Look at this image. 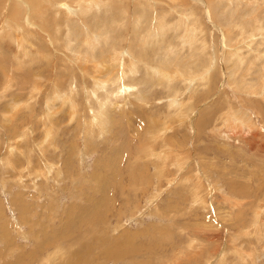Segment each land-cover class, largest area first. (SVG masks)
Returning a JSON list of instances; mask_svg holds the SVG:
<instances>
[{
    "label": "rangeland",
    "instance_id": "rangeland-1",
    "mask_svg": "<svg viewBox=\"0 0 264 264\" xmlns=\"http://www.w3.org/2000/svg\"><path fill=\"white\" fill-rule=\"evenodd\" d=\"M0 264H264V0H0Z\"/></svg>",
    "mask_w": 264,
    "mask_h": 264
},
{
    "label": "bare ground",
    "instance_id": "bare-ground-1",
    "mask_svg": "<svg viewBox=\"0 0 264 264\" xmlns=\"http://www.w3.org/2000/svg\"><path fill=\"white\" fill-rule=\"evenodd\" d=\"M34 1V0H33ZM237 1V0H236ZM37 2V1H36ZM42 3V2H41ZM31 4V3H30ZM93 5H94V3H92ZM38 5V4H37ZM40 5V4H39ZM92 5V6H93ZM89 7V6H88ZM147 7H148V5H147ZM236 11V10H235ZM135 16H134V18H133V21H134V23H133V28H135V29H133V41H134V43H135V45H137V46H141L142 47V42H143V40H144V36L146 37V38H163V36H164V30L166 29H164L163 27L164 26H162L160 23H159V18H157V19H155L153 16V20L152 19H146V21H144V23H146V26H145V29L143 28L142 29V31L138 34V30H137V27L139 26V21L142 19V18H146V14H144V13H138V12H136L135 11ZM233 14H235V13H233ZM228 16V15H227ZM231 17H233L232 15H231ZM191 20H192V18H191ZM185 21V20H184ZM186 22V21H185ZM230 22V21H229ZM95 23V22H94ZM180 23H181V20H180ZM187 23V22H186ZM192 24V26H193V24H195L194 23V20L190 23V25ZM247 24V23H246ZM195 26V25H194ZM196 26H197V24H196ZM179 27H180V25H179ZM182 27H184V30L187 28V26H182ZM152 28H156V30H155V32L154 33H152ZM188 29V28H187ZM167 30H168V28H167ZM189 31V30H188ZM195 31V30H194ZM194 31H192V32H194ZM242 31V30H241ZM110 34V33H109ZM147 35H148V37H147ZM102 38V37H101ZM194 38V37H193ZM155 41V40H154ZM146 42V41H145ZM157 43H158V40H157ZM167 43V44H166ZM154 44V43H153ZM114 45V44H113ZM159 45H161V46H167V45H169V42H164V40L162 41L161 39H160V42L158 43V48L160 47V49H161V46H159ZM156 46V47H157ZM111 47H113V46H111ZM171 45L169 46V47H167V49L166 48H164V49H166V50H162L163 51V53H162V55H160L159 57H161V58H159V59H161L160 60V64H158L159 66V68H155L153 71H155V72H153L154 73V75L156 74L157 76H159L160 77V75H162L163 74V76H164V74H166V72H167V69L169 68H171L170 66H173L174 65V63H170L171 65H168V62L166 61L165 63H164V65L166 66L165 67V69H162L163 67H161V62L162 61H164L165 60V58H167V54L169 53V52H171ZM173 48V47H172ZM112 49V48H111ZM159 49V50H160ZM113 50V49H112ZM151 50H152V48H151ZM108 51V50H107ZM158 50H157V48H156V51L155 52H157ZM166 51V52H165ZM104 53V52H103ZM161 53V52H160ZM71 54V53H70ZM158 54V53H157ZM157 54H156V56H157ZM193 55H194V53H192ZM82 54H81V52H80V55H76V53L74 52V54L73 55H71L72 57L71 58H73L74 60H76V62L79 64V66H80V63L78 62V60H79V58H81L80 56H81ZM148 55V54H147ZM153 55V54H152ZM103 56V55H102ZM140 56H142V54H140V53H138L137 54V57H138V59H140V58H142V57H140ZM108 57V56H107ZM195 57V56H194ZM92 58V57H91ZM164 58V59H163ZM100 60V59H99ZM102 60V59H101ZM171 60V59H170ZM109 61V60H108ZM156 61V60H155ZM84 62H90L89 60H85ZM134 62H136V61H134ZM133 60H132V64L130 65L131 67L128 69V70H130L129 72L130 73H133V70H132V68H133ZM159 62V61H158ZM157 62V63H158ZM83 63V62H82ZM81 63V64H82ZM99 64H100V62H98ZM97 63V65H93V70H94V66H97V67H100V65ZM105 64H106V62H104ZM115 63H116V61H115ZM113 64V63H112ZM135 64V63H134ZM163 64V63H162ZM99 65V66H98ZM102 66H104V65H102ZM148 66H149V64H148ZM150 66H152V65H150ZM177 66H180L182 69L184 68L182 65H180V64H178ZM82 67H83V64H82ZM143 67H144V65H143ZM154 67V66H153ZM186 67V66H185ZM236 67V66H235ZM135 68L137 69V67L135 66ZM145 68V67H144ZM149 68V67H148ZM82 69H85V68H82ZM102 69V68H101ZM100 69V70H101ZM104 69V68H103ZM175 69V68H174ZM173 69V67L171 68V70H174ZM99 70V69H98ZM147 70H149V69H147ZM190 70V69H189ZM82 71V70H81ZM106 71H108V69L106 70ZM124 71V70H123ZM175 71H176V69H175ZM177 71H178V68H177ZM183 71V72H182ZM181 72H182V74H188V70H182ZM125 72V71H124ZM137 72V71H136ZM233 72V71H232ZM97 73H98V71H97ZM114 73V72H113ZM119 73V72H118ZM172 73V72H171ZM108 74H109V72H108ZM120 75H121V71H120V73H119ZM125 74V73H124ZM124 74H123V76H124ZM127 74V73H126ZM125 74V75H126ZM134 74H136V73H134ZM133 74V75H134ZM180 74V73H179ZM112 75V74H111ZM94 76V75H93ZM137 76V75H136ZM166 76V75H165ZM164 76V77H165ZM102 77V76H101ZM93 78H95V76L93 77ZM108 78V77H107ZM121 78V77H120ZM148 78V77H147ZM151 78H152V76H151ZM104 79V78H103ZM102 79V80H103ZM115 78H113V80H114ZM122 79H125V77L123 78L122 77ZM141 79H143V78H141ZM146 79V78H145ZM172 79V78H171ZM171 79L168 77V76H166V80H167V82L168 83H170V81H171ZM96 80V79H95ZM97 80H98V78H97ZM110 80H112V77L110 78ZM117 79H115L114 81H116ZM158 80V79H157ZM98 81H100V80H98ZM124 81V80H123ZM138 81H140V80H138ZM138 81H136V82H138ZM152 81V80H151ZM163 81V80H162ZM242 81V80H241ZM240 81V82H241ZM105 82H107V81H105ZM110 82H112V81H110ZM148 82V81H147ZM146 82V83H147ZM166 82V83H167ZM99 83V82H98ZM103 84V83H102ZM101 84V85H102ZM105 84H107V83H105ZM122 84V83H121ZM124 84H126V83H124ZM130 84V83H129ZM135 84V83H134ZM156 84H159L160 86L162 85V86H164L165 84L163 83V82H161L160 80L158 81V83H153V84H151V85H156ZM243 83L241 82V85H242ZM37 85V84H36ZM61 85V84H60ZM109 85V84H108ZM113 85H115V82H114V84ZM117 85H120V83L118 82L117 83ZM140 85V84H139ZM138 85V86H139ZM145 85V84H144ZM148 85V84H147ZM167 85V84H166ZM170 85V84H169ZM169 85H168V87H169ZM127 86V85H126ZM128 86H131V85H128ZM127 86V87H128ZM35 87V86H34ZM73 87V86H72ZM99 87L100 86H98V88H97V90L99 89ZM106 87H107V85H106ZM112 87V86H111ZM133 87H134V85H133ZM146 87V86H145ZM167 87V86H166ZM102 88V87H101ZM121 88V87H120ZM139 88V87H138ZM147 88V87H146ZM253 87L252 86H250L248 89H252ZM70 89H72L71 87H70ZM85 89H87V88H85ZM106 89V88H105ZM125 89V88H124ZM95 90V89H94ZM118 90H121V89H118ZM118 90H116V92L118 91ZM126 90H128V89H126ZM139 90V89H138ZM38 91V90H37ZM56 91V90H55ZM90 91V90H89ZM99 91H102V89L101 90H99ZM106 91V90H105ZM105 91L103 90V92L105 93ZM125 91V90H124ZM130 91V90H129ZM128 91V92H129ZM92 92H95L96 93V91H92ZM98 92V91H97ZM102 92V93H103ZM114 92V90L112 91V93ZM127 92V93H128ZM57 93V92H56ZM100 93V92H99ZM98 93V94H99ZM125 93H126V91H125ZM138 93V92H137ZM70 95H71V93H69ZM128 94H130V93H128ZM60 95V94H59ZM92 95V94H91ZM97 95V94H96ZM131 95V94H130ZM136 95V94H135ZM57 96V95H56ZM61 96V95H60ZM84 96V95H83ZM110 96H111V94H110ZM110 96H109V99H114V97H119V95H117V93H116V95H113V96H111V97H113V98H110ZM133 96V95H132ZM137 96V95H136ZM87 97H88V95H87ZM98 97V96H97ZM96 97V98H97ZM101 97V96H100ZM99 97V98H100ZM102 97H103V94H102ZM91 100H92V98H91V96L89 97ZM94 98V97H93ZM95 98V99H96ZM137 98V97H136ZM145 98V97H144ZM143 98V99H144ZM193 98V97H192ZM86 99V98H85ZM84 98H83V100H85ZM142 99V98H141ZM61 100V99H60ZM70 100V99H69ZM103 100V99H102ZM108 100V99H107ZM66 101H68V99L66 100ZM65 101V102H66ZM71 101V100H70ZM93 101V100H92ZM99 101V100H98ZM97 101V102H98ZM104 101H105V99H104ZM115 101H117V99L115 100ZM146 101V100H145ZM72 102V101H71ZM88 102H91V101H88ZM95 102V101H94ZM93 102V103H94ZM107 102H109V101H107ZM144 102V101H143ZM49 103V102H48ZM64 103V102H63ZM68 103V102H67ZM87 103V102H86ZM103 103H105V102H103ZM103 103H98L97 104V109H95L94 108V110H95V113L94 114H96V115H92V116H97V115H101V118L103 119L104 118V113L106 112L105 110H108L107 109V107H105V106H103L104 104ZM109 103H111V102H109ZM74 104V103H73ZM92 104V103H91ZM95 104H96V102H95ZM49 105H51V104H49ZM49 105L47 104V106L49 107ZM111 105V104H110ZM131 105V104H130ZM172 105V104H171ZM176 105V104H175ZM54 107V106H53ZM84 107V106H83ZM91 107V106H90ZM94 107V106H93ZM47 108V107H46ZM65 108H66V106H65ZM74 108V107H73ZM86 108V107H85ZM108 108H109V106H108ZM140 108V107H139ZM62 109V108H61ZM70 109V108H69ZM86 109H88V108H86ZM85 109V110H86ZM91 109L93 110V108L91 107ZM90 109V110H91ZM65 110V109H64ZM72 109H70V111H71ZM111 110V109H110ZM47 111V110H46ZM75 111L76 110H72L71 112H73V113H75ZM84 112V111H83ZM90 113H91V111H89ZM48 113V112H47ZM85 113V112H84ZM109 113H110V111H109ZM108 113V114H109ZM53 114V113H52ZM54 115V114H53ZM52 115V116H53ZM69 115V114H68ZM73 115H75V114H73ZM80 115V114H79ZM87 115V114H86ZM49 116V115H48ZM71 116V115H70ZM107 116V115H106ZM109 116V115H108ZM50 117V116H49ZM48 117V118H49ZM72 117V116H71ZM74 117V116H73ZM89 117H90V115H89ZM110 117H112L111 116V114H110ZM109 117V118H110ZM136 117V116H135ZM46 118V117H45ZM106 118V117H105ZM51 119V118H50ZM93 119H96V117L95 118H93ZM99 118H97V120H98ZM102 119H101V122H102ZM129 119V118H128ZM131 119V118H130ZM52 120V119H51ZM89 120H91V118L89 119ZM97 120H94V121H96L97 123H99V124H101V122H99V120L97 121ZM42 121V120H41ZM49 121V120H48ZM109 121V120H108ZM132 121H133V119H132ZM52 122V121H51ZM93 122V121H92ZM103 122H105V120L103 121ZM106 123H107V120H106V122H105V125H106ZM110 123V122H109ZM109 123H107V124H109ZM128 123V122H127ZM54 124V123H53ZM92 124V123H91ZM99 124H97V126L99 125ZM104 124H103V126H105ZM101 126H102V124H101ZM90 127H93V126H90ZM94 128V127H93ZM99 128H100V126H99ZM101 129V128H100ZM101 131V130H100ZM104 131V130H103ZM47 135V134H46ZM49 135V134H48ZM47 135V136H48ZM134 135V134H133ZM47 139V138H46ZM44 140V139H43ZM140 140V139H139ZM53 143V142H52ZM49 144V143H48ZM145 145V144H144ZM42 147V146H41ZM145 147V146H144ZM141 150H142V148H141ZM144 151V150H143ZM155 154V153H154ZM148 169V168H147ZM179 169H180V167H179ZM83 218V217H82ZM106 228V227H105ZM90 232V231H89ZM112 256V255H111ZM117 256V255H116ZM116 258H118V257H116Z\"/></svg>",
    "mask_w": 264,
    "mask_h": 264
}]
</instances>
